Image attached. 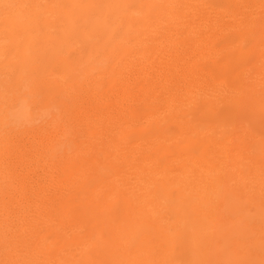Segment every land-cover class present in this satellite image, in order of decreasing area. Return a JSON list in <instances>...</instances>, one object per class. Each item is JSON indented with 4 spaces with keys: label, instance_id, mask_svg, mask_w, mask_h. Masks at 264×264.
Segmentation results:
<instances>
[{
    "label": "bare ground",
    "instance_id": "1",
    "mask_svg": "<svg viewBox=\"0 0 264 264\" xmlns=\"http://www.w3.org/2000/svg\"><path fill=\"white\" fill-rule=\"evenodd\" d=\"M0 264H264V0H0Z\"/></svg>",
    "mask_w": 264,
    "mask_h": 264
}]
</instances>
